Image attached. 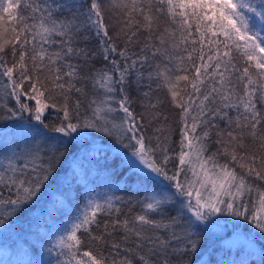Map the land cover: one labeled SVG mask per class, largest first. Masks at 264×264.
Wrapping results in <instances>:
<instances>
[{
	"label": "snow or ice",
	"instance_id": "snow-or-ice-1",
	"mask_svg": "<svg viewBox=\"0 0 264 264\" xmlns=\"http://www.w3.org/2000/svg\"><path fill=\"white\" fill-rule=\"evenodd\" d=\"M110 6L0 0V264H264V0Z\"/></svg>",
	"mask_w": 264,
	"mask_h": 264
},
{
	"label": "trees",
	"instance_id": "trees-1",
	"mask_svg": "<svg viewBox=\"0 0 264 264\" xmlns=\"http://www.w3.org/2000/svg\"><path fill=\"white\" fill-rule=\"evenodd\" d=\"M111 0H104V10H105V20L106 23L110 24V34L112 32V28H111V24L115 22V17L116 14L118 13V9H114L111 6ZM27 14V13H25ZM161 25L163 26L165 21L162 18L160 21ZM147 34L145 32H141L139 34V45L136 46L134 48L135 51H139V47L143 45V42L146 39ZM88 47L90 48H95L96 47V42L94 39H90L88 45ZM151 59V57H150ZM238 61H240V58H237ZM95 64L96 67H99V63L98 62H93ZM155 63H161L160 58L157 57L155 60ZM241 66H242V62H241ZM145 75H147V70L145 71ZM147 81L141 83L139 86H137L135 79H133L130 82V96L131 98L135 101L133 107L137 112H141L144 109L141 107V101L144 99L143 97V93L148 91V87L146 86ZM87 87H91V85H87ZM152 97H153V102H155L156 99H158L160 101V112L167 116L168 118V122L166 126L171 133V141H172V146L176 147L179 143V139H180V122H179V116H178V109H176L173 105H171L170 103V96L167 92L166 89H157L156 87V83L152 82ZM234 115V113H233ZM55 114H53L52 117H50L48 120H46V123H50V122H54L55 121ZM218 125H219V129L222 131L225 129V122L224 121H218ZM149 135H151V130H149ZM215 136L213 135L212 139L215 140ZM217 145L213 144L211 150L215 151L216 150ZM121 177L120 176H116L114 177L115 180H119ZM97 192H102V190L98 187L97 188ZM120 196H132L135 195V193H133L131 190H125L123 192H119L117 193Z\"/></svg>",
	"mask_w": 264,
	"mask_h": 264
}]
</instances>
